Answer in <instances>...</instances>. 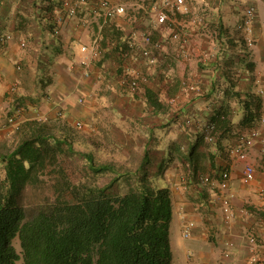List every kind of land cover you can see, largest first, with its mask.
I'll return each instance as SVG.
<instances>
[{
  "label": "crops",
  "instance_id": "0c3cea01",
  "mask_svg": "<svg viewBox=\"0 0 264 264\" xmlns=\"http://www.w3.org/2000/svg\"><path fill=\"white\" fill-rule=\"evenodd\" d=\"M114 1L125 3L126 14L131 17V21L125 16H119L104 26L102 54L98 60L91 61L90 74L86 77L82 74L80 59L83 55L79 47L87 44L96 34V18L91 17L88 26L81 27L79 19L87 13L78 12L77 17L66 18L61 24L59 34L54 35L50 25L57 6L56 0H0V143L9 142L10 126L6 124V117L9 110L15 107L10 92L12 86H16L14 102H19L20 109L15 113L17 123L32 119H48L67 124L72 123L74 118L86 122L97 121L101 116L99 112H95V106L105 97L100 92L104 85L99 84L102 82L101 77L103 75V82H115L120 59L119 51L110 49V46L115 42L127 43L133 30L150 29L155 39H162L168 34L166 27L155 30L150 24L149 15H143L144 11L137 10L132 0ZM138 1L149 5L152 0ZM185 2L189 12L172 16L169 23L186 39V53L181 52L178 44H166L158 55L157 72L160 76L149 86L157 93L172 88L183 89L190 94L182 96L172 105L175 108L171 107L172 112L168 115H146L139 109L134 111L132 107L137 106L136 101L127 99L124 102L119 97L110 95V99L107 98L108 102L110 100L109 105H114L115 102L124 103L130 111L127 109L124 115L115 116L116 122L112 127L117 129L116 142H119L118 146H122V133L131 140L136 135L139 123L146 137L144 145L148 142L145 148L149 149L154 164H160L162 158H165L161 163L166 166L164 175L159 181L161 186L169 187L171 194L172 264H249L253 256L257 259L253 264H263L264 206L261 192H264V150L260 141L264 140V125H259V140L248 154L247 161L254 167V179L248 184L242 182L245 161L230 157L226 147L218 148L211 142L209 149H204L198 140L201 136L200 126L208 120L212 110L221 104L232 102L231 94L224 95V98L221 96L222 90H237L259 96L257 90L264 89V0ZM248 7L254 8L250 31L253 38L251 47L245 44L244 32L237 27ZM21 40L26 43L25 47L20 46ZM240 40H243V45ZM189 84L194 88H188ZM104 86L107 88V85ZM80 95L86 97L83 103L76 101ZM259 98L264 108V95ZM57 111L61 114L58 115ZM183 112L194 118L190 124L185 122L186 126L182 121ZM242 116L243 111L239 105L232 116L235 127L231 135L222 141V146L228 147L230 142L235 143L236 132L246 131L245 127L239 125ZM174 124L179 129L169 131V127H174ZM85 127L86 123L83 128ZM163 128L168 129L162 134L160 131ZM171 142L180 143L186 152L190 147L194 148V153L205 152L204 170L209 171L212 177H216V173L224 168L230 173L229 192L233 196L236 217L229 228L220 216L214 224L212 217L208 215L210 213L204 215L206 230L210 232L213 243L212 248L206 247V251L200 248L198 242L202 237L194 236L195 232L199 233L195 227L186 243L178 238L186 221L180 220L181 214L175 208V204H183L184 195L178 192L179 188L188 189L186 191L189 194L192 188L193 193L199 196L202 183L198 174V180L194 184V180L177 173L187 167L188 161L178 150L169 148ZM225 157L230 161L229 166L222 162ZM171 171L176 174H168ZM241 209L249 214L244 215L240 212ZM173 228L176 232L174 238ZM203 228L205 227H200V232ZM249 235H254L255 241L252 244ZM193 239H196L195 242ZM227 249H230L231 256L224 259L222 253Z\"/></svg>",
  "mask_w": 264,
  "mask_h": 264
},
{
  "label": "trees",
  "instance_id": "16d2710c",
  "mask_svg": "<svg viewBox=\"0 0 264 264\" xmlns=\"http://www.w3.org/2000/svg\"><path fill=\"white\" fill-rule=\"evenodd\" d=\"M124 16L131 21L129 15ZM50 29L52 32V22ZM103 39L102 30L101 44ZM110 49L119 51L117 68L121 71V53L127 49V43L115 42ZM143 90L149 111L144 112L146 115L171 114L170 106L163 110L164 102L152 86H144ZM11 94L15 107L8 115L19 106V102H14L16 91ZM229 94L231 104L214 108L206 120L213 124L211 143L218 148H227L222 141L235 127L232 116L239 105L243 111L239 125L246 130L258 125L263 109L259 96L237 90L221 91L223 98ZM183 115L186 125V119L192 115ZM200 133L198 141L202 147V128ZM85 134L87 139L80 142L82 147L75 149L70 128L58 125L57 121L32 119L10 127L9 142L0 143V264H172L171 194L168 186L158 182L164 175L166 166L161 163L165 158L155 165L145 142L136 163H126L122 169L112 159H95L101 147L94 136ZM169 148L178 150L188 161L187 177L195 180L205 152L194 153L192 147L186 152L178 142H171ZM69 154H77L83 160L85 180L70 179L61 163ZM129 155L120 154L126 159ZM103 173L113 176L105 182L94 179ZM47 175L57 179L56 196L28 212L19 201L21 194L27 187H38ZM123 176L130 182L125 192L118 193L113 187ZM198 197L201 204L206 203L204 190L200 189ZM14 239L18 240L20 251L16 250Z\"/></svg>",
  "mask_w": 264,
  "mask_h": 264
},
{
  "label": "built area",
  "instance_id": "2783aa9c",
  "mask_svg": "<svg viewBox=\"0 0 264 264\" xmlns=\"http://www.w3.org/2000/svg\"><path fill=\"white\" fill-rule=\"evenodd\" d=\"M135 4L137 10H142L149 15L150 24L153 28H167L168 34L162 39H155L153 37L152 31L150 29L132 31L129 39L127 40V49L122 51L121 56L124 63L122 64V74L118 81L126 85L130 90H136L140 85L146 83L147 77L135 67L129 65V60L140 59L145 62L148 66H153L158 63V55L163 50L166 44H178L180 46L181 52L186 53L184 45L186 39L181 35L179 30L173 29L170 25L172 16L177 14H185L189 12L188 6L185 0H161L157 2L152 0L149 5H145L143 2L138 0H132ZM78 12L87 13L85 17L79 19V25L81 27H87L90 18H96L98 21V29L96 34L91 37L87 44H82L79 47L80 53L83 55L80 59V64L82 66V74L84 76H89V66L92 60H98L102 54L101 40H102V30L103 27L111 20L116 17L124 16L127 13V6L125 3L117 2L114 0H59V4L54 8L52 17V33L54 35L59 34L61 24L66 18L77 17ZM254 15V8L248 7L245 10V14L238 24V28L244 32V41L248 47L253 45V38L250 35L251 31V21ZM6 37H9L6 35ZM26 43L21 40L20 46L25 47ZM184 53V54H185ZM180 55V54H178ZM17 68L20 66L17 65ZM188 88L193 89L194 86L189 84ZM16 91V86L10 88V92ZM259 96L264 95V89L259 88L257 90ZM86 100L84 95L77 96L76 101L78 103H83ZM19 107H16L10 115L6 117V124L10 127L16 126L18 123L16 121L15 113L19 112ZM60 115V111H57ZM192 116L186 119V123L190 124L193 121ZM75 125L78 128L85 126L82 121H76ZM259 125H264V108L261 110L258 125L249 128L244 132L237 133L236 142L230 144L227 147V153L230 157L245 161L242 182L248 184L254 179V167L247 161L250 149L253 147L256 141L259 140L260 130ZM201 128L203 130L205 139L208 142L213 141V124L209 121H205ZM262 142V149L264 150V140ZM229 180L230 173L229 170L224 168L216 173V177L211 175H200L199 181L202 184H216L219 195L217 196V201L220 208L221 218L223 223L230 228L231 223L236 217V210L232 202V194L229 192ZM262 202L264 206V192H261ZM241 213L249 214L245 209L240 210ZM194 223L193 221H188L182 228V236L187 238L191 235ZM250 243H254V235L248 236ZM231 256L230 249L225 250L222 253L224 259H229ZM256 256H253L252 261L249 264L256 262ZM264 264V260L262 262Z\"/></svg>",
  "mask_w": 264,
  "mask_h": 264
},
{
  "label": "rangeland",
  "instance_id": "374dc122",
  "mask_svg": "<svg viewBox=\"0 0 264 264\" xmlns=\"http://www.w3.org/2000/svg\"><path fill=\"white\" fill-rule=\"evenodd\" d=\"M156 30V29H155ZM129 65L135 67L137 70L141 72V74L145 75L147 77L146 83L140 85V87L136 90H130L129 88L126 87V85L121 84L118 79L122 74V70L120 71L118 68L116 69V76H115V82L109 81V82H103L104 78L103 75L101 77V81L99 84L101 86V83L103 85L102 89H100V92L103 93L105 97H103V101L101 103L97 104L95 106V112H99L100 116L99 119L96 120H91L90 122H86L84 120L76 119L74 118L72 123L70 122L69 124L67 123H61L59 122L58 125L64 126V127H69L71 130V139L74 141V147L75 149H79L82 146L80 145L82 140L87 139V135L85 134L86 132L90 133L92 136H94V141L98 144V147H101L100 149L102 150L101 153L99 152L97 155H95V159H101V160H114L116 164L121 167L122 169L126 165V163L129 164H134L136 163V159L139 156V150H141V147L143 146V143L145 141V136L142 133V127L138 123L137 126V132L136 135L131 139L128 140L126 135L122 133V138L123 144L122 146H118L119 142H116L115 136V131L117 130L116 127H112L113 124H115V116H118L119 114L124 115V111L127 110L128 108L125 106L123 103H117L115 102L114 105H109L108 99L111 97H119L121 100L124 102L129 99L137 102V106H133V110H140L141 112H146L147 114L149 113L146 104L143 101V87L149 86L150 84L154 83V79L158 78L160 74H158V65H153V66H148L145 64L144 61L137 59V60H129ZM186 78H184L185 80ZM183 81V80H182ZM183 86V84H182ZM190 94V92H187L186 90H175L172 88L168 89H163V91H159L158 94L161 97L162 102H164L163 110H165V106H170L173 107L172 105H175L178 100L182 98V96H185L186 94ZM161 94V95H160ZM134 96V98H132ZM108 98V99H107ZM108 103V104H107ZM175 106L173 107V109ZM116 111V112H115ZM129 111V109H128ZM127 111V112H128ZM93 112V111H92ZM130 112V111H129ZM145 113V114H146ZM76 121H82L83 123H86V130L79 129L75 123ZM124 124V123H123ZM122 124V125H123ZM175 126L169 127L168 128H163L161 129L160 133L162 134L167 131V129L170 130H178L179 126L177 124H174ZM186 126V125H185ZM184 126V127H185ZM187 128V127H186ZM115 129V130H114ZM114 135V136H113ZM236 135V134H235ZM126 143H130V146ZM231 144V142L229 143ZM209 142L207 140L204 141L203 143V148L204 149H209ZM118 151V155L115 153ZM130 154L129 158L126 159L125 157H121L120 154H124L127 152ZM224 164L226 163L227 166L230 165V161L227 160V157L224 158L222 161ZM61 163L63 166L66 168L67 173L70 177V179L74 182L77 180H85V175H84V163L83 160L78 157L77 154H69L66 155L64 159H62ZM201 166L202 168L199 169L198 175H211L209 171L204 170V162L203 158L201 161ZM168 170H166L167 173ZM176 174L175 171L168 172V174ZM181 174V176H187L188 171L187 168H182L180 169V172H177ZM113 174L111 173H103L99 174L94 177L98 182H105L107 181L110 177H112ZM56 178L53 177L52 175H47L44 177L43 182L38 185V187H27L26 190L21 194L20 196V202L24 205V207L27 209L28 212L33 211L37 206L41 204H45L47 202H50L54 199L56 196L57 192L55 190L56 186ZM197 178L194 180V184L197 182ZM130 180L127 179L126 176H123L120 178L119 181H117L114 184L113 189L117 191L118 193H123L127 190L128 183ZM160 182V181H158ZM200 188L205 191L206 197L208 199L206 200V203L201 204V201L199 197L196 195V193H193L192 188L191 193H187L184 188H179V191L181 194L184 195L183 198V204H175V208L177 213L181 214L180 220L185 221L184 225L188 221H193L195 229L197 230L194 236L199 235L202 238H199L198 242L200 245V248H202L204 251H206L208 248H212L213 243H212V237L210 235V232L206 230V222L204 221V215H210L212 217V222L215 224L216 220L218 221V217L220 215V208L219 204L217 203V196L219 195L218 189L216 185H211V184H200ZM174 186V185H173ZM175 188V186H174ZM210 200V201H208ZM182 201V200H181ZM179 202V201H177ZM189 218H192L190 220ZM189 219V220H188ZM197 219V220H196ZM183 225V227H184ZM204 226L202 232H200V227ZM182 227V228H183ZM175 231L173 228V238L175 236ZM191 236V235H190ZM189 236V237H190ZM187 237V238H189ZM180 239H182V242L186 243V239L182 236V230L181 234H179ZM197 239V238H196ZM196 239H193L195 242ZM13 244L16 248L17 251H20L19 243L17 239H14ZM206 247H208L206 249Z\"/></svg>",
  "mask_w": 264,
  "mask_h": 264
}]
</instances>
